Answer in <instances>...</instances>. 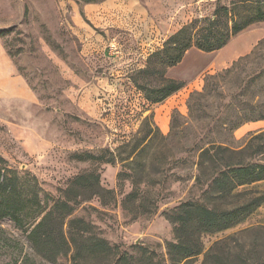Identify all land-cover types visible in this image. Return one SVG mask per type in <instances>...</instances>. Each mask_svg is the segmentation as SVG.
Here are the masks:
<instances>
[{"label": "rangeland", "instance_id": "374dc122", "mask_svg": "<svg viewBox=\"0 0 264 264\" xmlns=\"http://www.w3.org/2000/svg\"><path fill=\"white\" fill-rule=\"evenodd\" d=\"M257 1L264 2L0 0V49L35 95L33 103L0 98V155L12 169L36 176L55 198L77 175L97 170L102 186L114 190L116 200L109 206H103L99 198L85 201L74 217L92 223L99 236L141 259L139 264H171L167 245L174 240V233L166 215L186 201L206 202V185L196 180L198 154L191 145L205 136L209 120L191 123L190 96L202 91L207 75L231 67L252 51L264 39V22L249 26L218 52L189 50L179 65L166 72L168 79L183 82L184 88L160 104H149L131 76L146 67L150 55L161 50L167 39L194 20L211 18L220 6ZM256 66V62L250 63L246 71L250 73ZM148 84L158 85L154 80ZM229 89L235 91L234 87ZM249 89L242 100L257 103L259 99L253 95H261L264 76ZM152 113L149 127L157 126L168 137L167 141L158 140L148 155L160 167L159 173L156 166L149 169L157 210L152 215L134 216L122 205L131 191L130 183L123 189L119 186L122 164L99 166L73 156L115 151L123 140L144 134L148 125L145 118ZM175 114L181 123L190 124L178 135L171 134ZM262 131L264 121L243 125L233 134V146L243 148L251 135ZM178 159L184 161L178 163ZM250 188L264 192V182ZM257 227H264V205L238 226L204 235V253L190 264H203L206 252L216 242L224 241L220 248L226 253L251 250L257 243L264 245V237L248 231ZM0 228L20 242L23 252L19 264L25 260L28 264H52L35 253L26 235L11 221H1ZM0 264H13V259L5 255ZM56 264H72L71 254Z\"/></svg>", "mask_w": 264, "mask_h": 264}, {"label": "trees", "instance_id": "16d2710c", "mask_svg": "<svg viewBox=\"0 0 264 264\" xmlns=\"http://www.w3.org/2000/svg\"><path fill=\"white\" fill-rule=\"evenodd\" d=\"M77 1L88 4L97 0ZM259 22H264V2L217 7L211 18L196 19L167 39L161 50L150 55L146 67L131 76V81L149 104H160L184 88L183 82L168 79L166 72L179 65L189 50L218 52L232 38ZM254 62L257 66L248 73L246 67ZM263 76L264 39L249 54L234 61L231 67L207 75L202 91L190 96L191 123L209 120L205 123V136L191 145L198 154L196 180L206 185V202L186 201L166 215L174 233V240L167 245L171 264H190L193 258L204 253V235L232 229L264 205V192L250 188L264 182V131L251 135L243 148L233 146L236 130L249 122L264 121V89L261 95H253L259 99L257 103L242 100L249 88L257 85ZM152 80L158 85L148 84ZM228 86L234 87L235 91H228ZM153 117L152 113L145 118L148 125L142 136L123 140L113 152L105 149L97 155L83 152L73 156L78 161L99 166L122 164L119 186L123 189L126 183L131 185L122 205L134 216L152 215L157 210L152 195L155 185L150 180L149 170L156 165L148 155L158 140L167 141L168 137L157 126L149 127ZM189 125L188 121L181 123L179 115L175 114L171 119V134L184 133ZM183 161L177 160L178 163ZM156 167L159 173L160 167ZM96 171L77 175L61 196L55 198L43 189L36 176L12 169L7 159L0 155V222L11 221L26 235L35 253L52 264L69 254L72 264L141 263V259L120 251L118 246L99 236L92 223L74 217L77 208L85 201L99 198L103 206H109L116 200L115 191L102 186L100 174ZM248 231L264 237V227ZM223 244L224 241L216 242L206 252L203 264H264V245L257 243L251 250L242 249L239 253L229 250L226 253L220 248ZM22 252L20 242L0 228V258L10 255L13 264H19ZM21 264H28V260Z\"/></svg>", "mask_w": 264, "mask_h": 264}, {"label": "crops", "instance_id": "0c3cea01", "mask_svg": "<svg viewBox=\"0 0 264 264\" xmlns=\"http://www.w3.org/2000/svg\"><path fill=\"white\" fill-rule=\"evenodd\" d=\"M2 97H13L31 103L35 100V95L18 75V69L11 58L0 49V98Z\"/></svg>", "mask_w": 264, "mask_h": 264}]
</instances>
